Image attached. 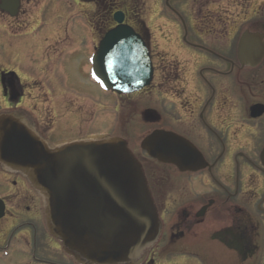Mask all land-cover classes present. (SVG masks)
<instances>
[{
  "label": "flooded vegetation",
  "instance_id": "obj_1",
  "mask_svg": "<svg viewBox=\"0 0 264 264\" xmlns=\"http://www.w3.org/2000/svg\"><path fill=\"white\" fill-rule=\"evenodd\" d=\"M79 1L93 4L91 51L95 39L116 25L113 14H123L145 46L150 83L136 93L101 95L89 81L100 100L83 102L67 89L52 88L53 65L81 50L75 42L67 46V37L57 57L37 67L46 76L33 64L35 72L19 75L20 69L1 63L0 113L14 112L51 146L102 134L95 133L101 109L115 134L118 125L127 136L142 122L145 136L155 129L180 136L198 152L196 170L158 162L128 140L163 226L143 264H161L156 260L168 253L173 259L224 254L228 264H264V0ZM90 68L81 57L74 72L85 80ZM31 78L47 88L36 82L31 89ZM171 176L174 185H166ZM170 195L173 206L163 218ZM11 247L23 256L20 264H75L47 233L39 195L20 173L0 164V264Z\"/></svg>",
  "mask_w": 264,
  "mask_h": 264
},
{
  "label": "water",
  "instance_id": "obj_2",
  "mask_svg": "<svg viewBox=\"0 0 264 264\" xmlns=\"http://www.w3.org/2000/svg\"><path fill=\"white\" fill-rule=\"evenodd\" d=\"M13 1L2 0L0 8L12 14ZM93 64L104 86L120 94L151 76L143 41L124 24L106 33ZM141 147L181 169L200 160L170 132L154 131ZM261 160L264 165V149ZM0 163L24 175L42 197L49 234L78 264H141L159 239L161 221L143 169L121 138L50 147L19 117L0 114Z\"/></svg>",
  "mask_w": 264,
  "mask_h": 264
},
{
  "label": "rangeland",
  "instance_id": "obj_3",
  "mask_svg": "<svg viewBox=\"0 0 264 264\" xmlns=\"http://www.w3.org/2000/svg\"><path fill=\"white\" fill-rule=\"evenodd\" d=\"M93 10V4L82 3L79 0H20L19 12L15 17H7L1 15L0 17V67L1 63L3 66L10 70L20 71L21 74H30L35 72L34 69L30 68V65L35 67L41 73V68L37 67L44 62L53 61L56 51H59L63 45L65 38L68 37L67 46L81 47L78 55H73L70 60H59L56 65H53L55 74L49 78V83L52 88H64L70 91L71 94L78 96L80 101L89 99L100 100V96L94 91V87L89 83L88 77L84 80L80 75L75 73L74 66L80 61V58L87 60L91 52L92 47V34L91 28L88 24V16ZM59 35V42L55 43L51 38L56 39V35ZM98 40V37L95 39ZM49 41L48 47L46 42ZM75 42L76 45L72 43ZM53 46V47H52ZM44 48V49H43ZM56 48V49H52ZM41 49L44 50L43 59ZM52 49V50H51ZM71 48H64L65 52ZM63 64L66 66L63 69ZM41 75L46 76L41 73ZM49 76V75H48ZM28 86L33 89V85L38 82L42 83L41 89H46L45 81H33L32 78L28 80ZM104 93L102 92L101 95ZM104 103V100L101 101ZM88 102H86L87 104ZM88 105V104H87ZM103 113H100L99 124L96 125L95 133L101 132L102 134H108L109 136L115 135V132L110 128L113 124L110 122L111 117L105 113L104 109H101ZM99 109V112H101ZM106 116L108 121L106 122ZM147 128L145 124L139 122L129 129L130 140L136 142L137 148L139 141L144 136V131ZM87 128H85L86 130ZM94 127L91 125L90 130L93 132ZM124 127L118 125L117 134L120 135ZM166 185L173 186L174 180L171 176V181L167 182ZM171 194H174L172 192ZM174 196L170 195L169 200L166 204L164 213L172 209V202ZM5 244L1 243V247ZM7 255L4 257L1 254V264H20L23 262V256L18 254L19 250L14 247L7 248ZM177 258H183L189 264H228L226 256H202L192 257L190 255H181ZM176 257L173 259V254H162L156 261L161 264H187L177 260Z\"/></svg>",
  "mask_w": 264,
  "mask_h": 264
}]
</instances>
